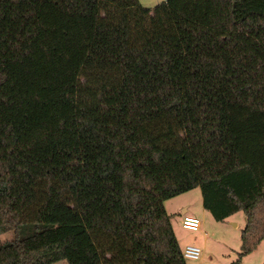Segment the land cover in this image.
<instances>
[{
	"label": "trees",
	"instance_id": "1",
	"mask_svg": "<svg viewBox=\"0 0 264 264\" xmlns=\"http://www.w3.org/2000/svg\"><path fill=\"white\" fill-rule=\"evenodd\" d=\"M199 189L264 240V0H0V264H187Z\"/></svg>",
	"mask_w": 264,
	"mask_h": 264
},
{
	"label": "rangeland",
	"instance_id": "2",
	"mask_svg": "<svg viewBox=\"0 0 264 264\" xmlns=\"http://www.w3.org/2000/svg\"><path fill=\"white\" fill-rule=\"evenodd\" d=\"M160 2L162 0H159ZM144 8L153 9L156 0H139ZM189 205V214L198 217L201 229L198 232H189L181 229L179 223V206ZM167 214L171 217V224L178 243L182 249L186 244L197 245L203 253L202 260H187V264H232L237 260L240 252L241 232L246 226V217L237 212L223 222L215 221L202 207L200 190L181 194L179 197L164 202ZM12 239L11 234L4 235L0 240ZM186 243V244H185ZM61 264H66L62 262ZM239 264H264V240L251 254L244 257Z\"/></svg>",
	"mask_w": 264,
	"mask_h": 264
},
{
	"label": "built area",
	"instance_id": "3",
	"mask_svg": "<svg viewBox=\"0 0 264 264\" xmlns=\"http://www.w3.org/2000/svg\"><path fill=\"white\" fill-rule=\"evenodd\" d=\"M166 1L163 0L161 3ZM181 227L189 232H198L201 229V222L197 217L186 215L181 220ZM183 256L187 260L199 261L202 259L203 253L198 246L186 245L183 248Z\"/></svg>",
	"mask_w": 264,
	"mask_h": 264
},
{
	"label": "crops",
	"instance_id": "4",
	"mask_svg": "<svg viewBox=\"0 0 264 264\" xmlns=\"http://www.w3.org/2000/svg\"><path fill=\"white\" fill-rule=\"evenodd\" d=\"M139 1V0H138ZM163 1V0H162ZM161 1V2H162ZM159 0H156V3H155V7L157 6V5H159L160 3H161ZM154 7V8H155ZM180 196V195H179ZM179 196H177V197H179ZM176 198V197H175ZM173 199V198H172ZM178 209H180L181 211H180V213H179V216H178V219H179V223H180V225H181V220H182V218L184 217V216H186V215H189V216H191L190 214H189V209H190V207H189V205H186V206H179L178 207ZM195 217V216H194ZM198 218V217H197ZM199 219V218H198ZM173 227V226H172ZM181 229H182V227H181ZM174 230V229H173ZM186 231V230H185ZM176 236V235H175ZM177 238V237H176ZM178 239V238H177ZM186 244V243H185ZM180 245V244H179ZM186 245H188V244H186ZM185 245V246H186ZM191 245H195V244H191ZM195 246H197V245H195ZM182 248V247H181ZM202 260V259H201ZM62 262H60V263H57V264H61Z\"/></svg>",
	"mask_w": 264,
	"mask_h": 264
}]
</instances>
